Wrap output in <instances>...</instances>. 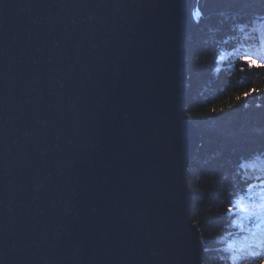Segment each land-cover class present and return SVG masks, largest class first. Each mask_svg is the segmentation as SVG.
I'll return each mask as SVG.
<instances>
[{
    "label": "water",
    "instance_id": "obj_1",
    "mask_svg": "<svg viewBox=\"0 0 264 264\" xmlns=\"http://www.w3.org/2000/svg\"><path fill=\"white\" fill-rule=\"evenodd\" d=\"M199 1L0 0V264H204Z\"/></svg>",
    "mask_w": 264,
    "mask_h": 264
},
{
    "label": "trees",
    "instance_id": "obj_2",
    "mask_svg": "<svg viewBox=\"0 0 264 264\" xmlns=\"http://www.w3.org/2000/svg\"><path fill=\"white\" fill-rule=\"evenodd\" d=\"M199 10L187 41V113L201 136L188 172L193 221L204 243V264H260L264 67H250L241 57L264 61V0H200ZM241 200L252 215L240 211Z\"/></svg>",
    "mask_w": 264,
    "mask_h": 264
},
{
    "label": "snow or ice",
    "instance_id": "obj_3",
    "mask_svg": "<svg viewBox=\"0 0 264 264\" xmlns=\"http://www.w3.org/2000/svg\"><path fill=\"white\" fill-rule=\"evenodd\" d=\"M241 59L246 62L250 67L251 66H254V65H257L259 63L260 67H264V61H258L254 56L252 55H244L241 57ZM245 95L247 96L248 94L245 93ZM238 204L242 205L243 204V201H239ZM261 206H264V205H258L257 207H261ZM234 211L233 208H229L228 209V212L229 213H232ZM240 211L242 213H245L247 215H252V213L250 212L249 208L246 207V206H241L240 207ZM241 230H243V227L241 228ZM260 264H264V260H261L260 261Z\"/></svg>",
    "mask_w": 264,
    "mask_h": 264
},
{
    "label": "rangeland",
    "instance_id": "obj_4",
    "mask_svg": "<svg viewBox=\"0 0 264 264\" xmlns=\"http://www.w3.org/2000/svg\"><path fill=\"white\" fill-rule=\"evenodd\" d=\"M245 204H246V203H245ZM241 206H244V202H243L242 205H240V207H241ZM235 262L239 263V259L236 258Z\"/></svg>",
    "mask_w": 264,
    "mask_h": 264
}]
</instances>
